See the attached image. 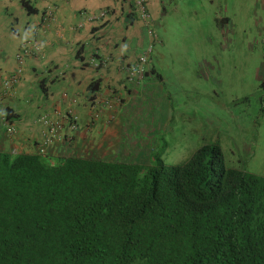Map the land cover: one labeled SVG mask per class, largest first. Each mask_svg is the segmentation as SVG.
<instances>
[{"label": "trees", "instance_id": "obj_1", "mask_svg": "<svg viewBox=\"0 0 264 264\" xmlns=\"http://www.w3.org/2000/svg\"><path fill=\"white\" fill-rule=\"evenodd\" d=\"M0 264H264V178L216 144L173 166L0 151Z\"/></svg>", "mask_w": 264, "mask_h": 264}, {"label": "rangeland", "instance_id": "obj_2", "mask_svg": "<svg viewBox=\"0 0 264 264\" xmlns=\"http://www.w3.org/2000/svg\"><path fill=\"white\" fill-rule=\"evenodd\" d=\"M160 2L131 44L159 76L131 85L102 159L173 166L216 144L228 167L264 178V0Z\"/></svg>", "mask_w": 264, "mask_h": 264}, {"label": "crops", "instance_id": "obj_3", "mask_svg": "<svg viewBox=\"0 0 264 264\" xmlns=\"http://www.w3.org/2000/svg\"><path fill=\"white\" fill-rule=\"evenodd\" d=\"M23 1L36 13L28 15ZM135 2L0 0V151L37 153L41 133L46 130L40 119L48 116L62 123V115L71 110L78 117L79 129L73 132L63 124L58 139L45 149L46 155L103 158L101 133L130 100L132 84L126 81L124 68L138 58L132 54L131 44H141L139 31L147 24L135 12ZM160 7V0H146L149 18L159 14ZM103 10L107 15L102 22L85 21L84 14ZM24 46L31 52L23 55L20 64L17 56ZM93 51L108 60L106 67L95 70L85 63ZM149 69L138 86L157 75L154 67ZM58 71L63 74L61 78ZM15 74L19 81L6 90L5 82ZM42 80L46 82L45 92L40 89ZM92 82H98L94 92L89 87ZM8 108L17 114L12 136L5 133L3 120ZM64 138L71 143L68 145Z\"/></svg>", "mask_w": 264, "mask_h": 264}, {"label": "built area", "instance_id": "obj_4", "mask_svg": "<svg viewBox=\"0 0 264 264\" xmlns=\"http://www.w3.org/2000/svg\"><path fill=\"white\" fill-rule=\"evenodd\" d=\"M135 8L138 12V15L140 17V19L148 24V19H149V15L147 13V8H146V0H136L135 2ZM107 15V12L105 10L103 11H99L98 13L94 14V15H87L84 14V16H86V22L89 21H99L101 19H104ZM150 33V31H149ZM30 48L27 46L22 47V51L18 54L17 59L19 61L20 64H22L23 62V55H27L29 54ZM146 63H147V59L145 55H141L139 56V58L136 60V62H133L131 64H128L124 70H125V75H126V79L129 83H133L135 81H137L138 79H142L146 72H147V68H146ZM89 64L94 67V68H103L106 67L108 64V60L105 59H96L94 57V55H91L90 59H89ZM22 69H19L17 71V74L20 75ZM17 74L11 76L10 79H8L4 86L6 90H10L12 89L13 85L17 84L18 82V76ZM58 78L62 77V72L58 71ZM107 105L109 107H111L110 103H107ZM97 117V116H95ZM4 120V119H3ZM62 120L63 122L60 123L57 120L51 119L48 116H44L40 119V121L42 122V124L45 126L46 130L44 132H42V136H43V145L47 146L49 144L52 143V141L54 139H58V132L59 130H61V128H63V124H67L68 128L72 131H76L78 129V118L77 116H75L71 110H68L65 114L62 115ZM5 132L7 135L11 136L15 133V128L13 125L8 124L5 120Z\"/></svg>", "mask_w": 264, "mask_h": 264}, {"label": "clouds", "instance_id": "obj_5", "mask_svg": "<svg viewBox=\"0 0 264 264\" xmlns=\"http://www.w3.org/2000/svg\"><path fill=\"white\" fill-rule=\"evenodd\" d=\"M140 56H141V55H140ZM138 58H139V57H138ZM138 58H137V59H138ZM137 59H136V60H137ZM134 62H136V61H134ZM132 63H133V62H132ZM130 64H131V63H130ZM90 67L93 68V69H95V70L100 69V68H94V67H92L91 65H90ZM146 68H147V72H146L145 76H147V75L150 73V71H149L150 69H149L148 63H146ZM145 76H144V77H145ZM144 77H143V78H144ZM143 78H142V79H143ZM142 79H139L138 81H135V82H133V83H131V84H134V83H136V82H139V81L142 80ZM126 81H127V79H126ZM127 82H128V81H127ZM129 84H130V83H129ZM111 106H112V105H111ZM75 116H76V115H75ZM94 117H95V116H94ZM77 118H78V117H77ZM97 118H98V116L95 117V119H97ZM11 125H12V124H11ZM14 128H15V127H14ZM62 129H63V128H61V130H59V133L62 131ZM78 129H79V121H78ZM78 129H77V130H78ZM68 130H70V129L68 128ZM77 130H76V131H73V132H77ZM70 131H72V130H70ZM15 132H16V131H15ZM5 133H6V132H5ZM14 134H15V133H14ZM14 134H13V135H14ZM42 134H43V133H41V137H42V139H41V150H39L38 153H39V154H46L45 149H46L48 146H50V145L53 143V141H52L51 144H49V145H47V146H44L43 143H42V141H43V136H42ZM11 136H12V135H11ZM55 140H56V139H55ZM64 141H65L66 143L68 142V145L71 143V139L66 140V138H64ZM13 152H16V151H13ZM10 153H11V152H10Z\"/></svg>", "mask_w": 264, "mask_h": 264}]
</instances>
